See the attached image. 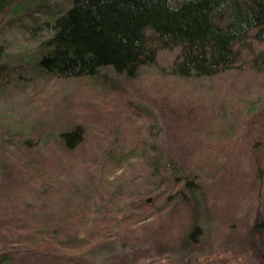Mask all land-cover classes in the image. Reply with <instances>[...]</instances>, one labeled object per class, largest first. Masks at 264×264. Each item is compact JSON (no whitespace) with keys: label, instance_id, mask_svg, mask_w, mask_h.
<instances>
[{"label":"trees","instance_id":"1","mask_svg":"<svg viewBox=\"0 0 264 264\" xmlns=\"http://www.w3.org/2000/svg\"><path fill=\"white\" fill-rule=\"evenodd\" d=\"M1 13L35 47L11 66L0 43L1 98L53 76L94 78L119 94L123 81L145 83L159 101L156 114L132 104L153 122L135 157L92 141L104 117L86 127L77 116L37 137L0 125V264H92L89 252L115 242L180 259L215 247L264 264V104L242 101L224 115L190 102L245 53L264 72L254 50L264 0H0ZM163 51L176 52L167 66ZM141 250L112 260L132 264Z\"/></svg>","mask_w":264,"mask_h":264},{"label":"rangeland","instance_id":"2","mask_svg":"<svg viewBox=\"0 0 264 264\" xmlns=\"http://www.w3.org/2000/svg\"><path fill=\"white\" fill-rule=\"evenodd\" d=\"M0 43L6 48L5 61L11 66L26 63L27 56H30L35 48L26 40L16 20L6 13L0 14ZM254 50L264 52V40L254 42ZM175 55V51L161 52L160 65H169ZM250 57L245 53L242 55L239 68L217 77L203 79L202 91L192 90L193 100L190 102H201L203 99L214 105L215 112L223 111L224 115L231 113L233 106L238 105L242 108L245 105L239 103L242 101H259L258 105L264 104V72H255L250 67ZM34 81L27 84L22 82L19 86L9 88L7 93L0 97V125H6L13 132H22L25 136L37 137L40 130L63 121L67 122L68 119L75 120L77 116L88 117L84 119L87 121L86 127L96 122L89 116L101 119L104 117L103 123L95 124L99 135L92 141L96 140L101 147H111V156L145 155L142 151V140L146 135H150L148 128L153 122L146 116L145 111L136 110L132 104L140 103L142 108L156 114L155 105L159 100L155 87L147 89L145 83L137 86L123 81L120 86L125 89L119 94L109 87H103V83L94 78L71 80L50 76ZM140 88L143 89L141 92ZM184 89L182 88V91ZM129 149L132 153L129 151L127 154ZM133 161L135 166L130 172L128 170L130 174L140 169L145 160ZM209 220V224H212V220ZM133 248L142 249L140 252L142 256L140 255L141 258H137L132 264H245L248 259L245 254L218 252L215 247L207 246L203 249L206 252L203 255L198 254V258L192 255L184 256L182 259L172 255L151 257L154 252L145 243H138L132 247L119 242L105 246L100 251L89 252L87 259L92 264H116L112 260L113 256L121 257Z\"/></svg>","mask_w":264,"mask_h":264},{"label":"water","instance_id":"3","mask_svg":"<svg viewBox=\"0 0 264 264\" xmlns=\"http://www.w3.org/2000/svg\"><path fill=\"white\" fill-rule=\"evenodd\" d=\"M150 201H151V199H150V198H148V199H147V202H150Z\"/></svg>","mask_w":264,"mask_h":264}]
</instances>
